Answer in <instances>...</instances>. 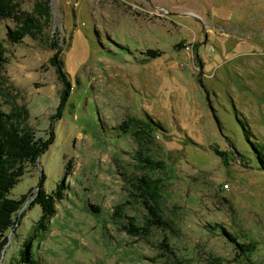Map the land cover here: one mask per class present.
<instances>
[{
	"label": "rangeland",
	"instance_id": "rangeland-1",
	"mask_svg": "<svg viewBox=\"0 0 264 264\" xmlns=\"http://www.w3.org/2000/svg\"><path fill=\"white\" fill-rule=\"evenodd\" d=\"M14 3L43 30L13 45L7 30L20 26L0 22V108L25 107V126L56 139L10 193L32 190L0 264L31 250L37 264H264V0ZM54 44L73 88L61 120ZM144 175L175 231L136 241L112 214L126 203L143 226L133 182ZM42 176L49 194L60 186L65 195L45 234L32 205ZM225 231L256 250L243 257ZM164 238L174 258L160 249Z\"/></svg>",
	"mask_w": 264,
	"mask_h": 264
},
{
	"label": "trees",
	"instance_id": "trees-1",
	"mask_svg": "<svg viewBox=\"0 0 264 264\" xmlns=\"http://www.w3.org/2000/svg\"><path fill=\"white\" fill-rule=\"evenodd\" d=\"M18 7L14 0H0V22L9 19L20 26L18 29L8 28L7 30V41L13 45H21L28 35L36 38L43 30V24L39 20L28 13H21ZM179 47L187 48L189 45L179 44ZM53 51L55 55L50 60L51 65L56 69L55 72L58 75V79L63 85L59 97L60 102L57 107V117L53 118V120H56V118L61 120L73 88L65 71V63L60 59L62 49L57 44H54ZM161 54L158 51H148V55L153 58L160 57ZM6 55V48L0 41V66L7 61ZM28 118L29 112L25 110V107L18 108L11 113H6L0 108V253L9 243L7 233L10 230H16V227L20 226L22 216L20 215L19 217L18 215L32 190L23 195L21 199L11 198L10 193L26 174L28 165L36 166L39 159L49 150L56 139L53 131L50 132L47 139L38 138L31 128L25 126ZM258 150L260 151V149ZM215 153L222 159L226 154L218 150H215ZM142 162L151 168L164 170L162 163L153 162L149 159H142ZM259 165L264 169V156L261 154H259ZM148 178V175H144L141 178H135L133 182L140 199L138 203H142L148 213L143 226L137 224L135 218L130 216L127 218V215L124 214V210L127 207L126 203L116 205L112 214L114 221H121V218H123L124 222L127 223L123 224L124 231L136 241H146L151 236L153 229L160 230L165 234L175 231L174 224L165 217L160 207H158L155 199V188ZM37 189L38 192L32 201V205L40 206L42 216L37 223V227H35V231L36 233L42 231L45 234L48 231V225L57 215L58 202L64 201L65 195L60 186H57L56 192L49 194L45 190V176L41 177ZM91 208L95 212H99L98 208L93 206ZM224 234L228 240L237 245L236 249L241 252L243 257H247L246 254L248 252L256 250V244H239L229 232L225 231ZM167 241L168 239L164 238V241L160 244V249L168 257L174 258V253ZM28 244L26 243V248H29ZM21 254L23 256L22 261L17 264H37L32 258V250L29 254H24L21 251Z\"/></svg>",
	"mask_w": 264,
	"mask_h": 264
}]
</instances>
